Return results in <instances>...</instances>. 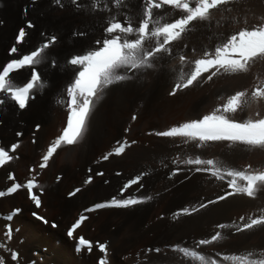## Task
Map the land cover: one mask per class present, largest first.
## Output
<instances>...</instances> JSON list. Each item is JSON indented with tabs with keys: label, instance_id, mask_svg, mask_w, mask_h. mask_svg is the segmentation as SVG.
<instances>
[{
	"label": "bare ground",
	"instance_id": "6f19581e",
	"mask_svg": "<svg viewBox=\"0 0 264 264\" xmlns=\"http://www.w3.org/2000/svg\"><path fill=\"white\" fill-rule=\"evenodd\" d=\"M78 4L80 7L72 0H62L63 6L55 0H0V65L45 43L48 36L57 37V42L46 50V58L36 65L46 86L34 91L33 99L24 109L10 99L0 104V145L14 156L0 167V188L13 183L23 185L34 178L38 181L34 194L41 200V206L36 209L23 187L12 196L0 197V213L13 206L21 207L13 218V226L19 231L13 232L11 240L5 241L0 230V241L8 249L18 251L19 258L13 261L10 251L4 249H0V257L6 264H26L31 260H35L34 264H95L100 252L96 247L90 253L85 249L76 251V235L106 242L108 264H193L173 250L177 244L195 248L220 264H231L223 260L225 255L264 256V227L236 231L249 216L260 214L264 208V191L256 198L236 194L217 200L232 191L228 186L230 178L217 179L210 172L195 170L206 166L183 162L200 156L216 160L226 168L243 170L251 165L253 170L264 169V150L240 144L230 146L228 142L197 147L196 142L185 143L184 138L156 135L209 114L228 95L243 90L250 92L255 84L264 81V59H258L246 73H222L211 81L206 80L208 74H205L199 83L170 95L182 67L179 56L198 58L204 49L211 50L219 39L233 31L260 23L264 0H237L228 6L230 10L225 7L213 10L210 21L194 22L192 31L173 44L172 55L162 53L154 68L142 70L133 79L107 89L94 107L83 139L74 145L62 144L48 165L40 168L43 155L65 124L67 107L60 101L67 99L65 89L73 73L67 61L72 55L97 46L95 41L104 36L103 28L110 15L137 17L141 0H126L125 7L111 11H92L91 0H78ZM165 11L171 15L167 6ZM29 20L34 27L26 28L19 53L10 55L17 30ZM79 32L85 35L75 34ZM183 67L189 70L188 65ZM30 71L25 68L14 75L23 82L29 78ZM257 111L264 114V100L238 112L235 118H255ZM132 114L136 115L135 120ZM125 141L130 145L121 155H110L103 160L117 142ZM14 143L19 147L13 153L10 146ZM141 173H147L140 181L143 187L132 185L121 197L125 182ZM10 174L14 180L9 179ZM89 177L91 182L86 183ZM74 187L80 191L67 198L66 194ZM39 189L43 190L42 194ZM130 195L152 199L128 208L91 211L74 238L66 236V227L81 209L91 203L108 202L113 196ZM209 200L217 202L200 207ZM184 208L191 214H183ZM32 210L43 214L48 223L44 225L32 218ZM53 220L58 223L56 229L50 226ZM218 224L229 227L219 229ZM217 231L222 233V240L197 247V241L210 239ZM156 248L161 252L148 251Z\"/></svg>",
	"mask_w": 264,
	"mask_h": 264
},
{
	"label": "snow or ice",
	"instance_id": "6c2138e0",
	"mask_svg": "<svg viewBox=\"0 0 264 264\" xmlns=\"http://www.w3.org/2000/svg\"><path fill=\"white\" fill-rule=\"evenodd\" d=\"M55 2L63 6L62 0H55ZM235 2L237 0H141L139 15L135 18L127 14L122 18L118 14L110 15L103 28L104 36L95 41L97 46L72 55L67 61L73 67L72 79L65 89L67 99L60 101L67 107L66 126L62 130V134L55 138L46 154L43 155L40 168L48 165L49 159L62 144L74 145L83 139L94 107L103 98L107 89L133 79V76L142 70L154 68L155 61L160 58L162 53L172 55L173 44L181 41L185 34L192 31L194 22H208L211 20L213 10H219L221 7L230 10L228 6ZM72 3L80 7L78 0H72ZM125 6L126 0H91L90 4L92 11H111L113 8L120 9ZM165 6L168 7L171 15L169 11H165ZM259 19L260 23L242 27L223 39H219L211 50L204 49L198 58L190 60L185 55H180L179 61L182 67L170 95H176L178 90L199 83L205 74H208L206 80L211 81L213 77L222 73H246L255 61L264 59V16ZM32 27L34 25L28 22L27 28ZM75 34L85 35L83 32ZM26 35L25 27H21L16 36V44L10 48V55L19 53L18 46L24 42ZM56 42L55 35L48 36L45 43L40 44L30 53L16 55L0 65V104H3L6 99H10L20 109H24L34 91L46 86L36 65L43 62L46 58V50ZM183 65H188L189 70L186 71ZM25 68L31 69L30 75L29 78L21 82L14 74ZM222 99L225 98L222 97ZM262 100H264V81L255 84L250 92L243 90L228 95L225 102L209 114L172 126L168 130L157 132L156 135L184 138L185 143L196 142L197 147H204L210 142H228L230 146L240 144L249 149L264 150V114L257 111L255 118L252 116L242 120L235 118L238 112H243L253 103ZM132 119L135 120L136 117L133 116ZM117 143L119 146L114 149V152L119 155L124 152L127 141L123 144ZM18 147V144H12L11 152L14 153ZM112 154L108 153L103 159L107 160ZM13 159L14 156L9 154V150L0 145V166ZM183 162L188 165L206 166L197 167L195 170L210 172L217 179L230 178L228 186L232 191L219 196L217 200H224L228 196L236 194L256 198L258 193L264 191V169L253 170L251 165L243 170L226 168L216 160L202 159L200 156L190 157ZM146 174L141 173L126 181L121 188L120 196L123 197L124 192L132 185L140 184L142 177ZM97 175H102V173H97ZM9 179L14 180V177L10 174ZM89 182H91V177L86 181V183ZM22 187L27 189L30 199L35 205L40 207L41 200L37 194L33 193V189L37 187L34 178L27 180L23 185L13 183L6 190H0V197L14 194ZM140 187L143 185L140 184ZM79 191L80 189L75 190V192ZM75 192L71 195H75ZM151 199V196L144 198L132 195L127 198L113 196L110 201L97 203L94 208L85 211L105 207L128 208ZM217 200H209L207 204H201L200 207H207L208 204H214ZM198 210L193 209V211ZM19 211L20 209H15L6 219L11 220ZM181 212L186 215L191 214L188 208L181 209ZM85 219L86 217L81 215L70 226L67 231L70 238H74V232ZM240 219L245 220V217ZM216 227L225 229L229 225L218 224ZM256 227H264V208L260 209L259 215L249 216L241 227L236 228V231L242 232ZM12 231L11 227L7 228L4 234L5 241L11 240ZM75 239L77 251L86 249L91 252L93 247H96L103 254V258L99 259L98 264H108L106 242L94 244L84 236ZM222 239V233L217 231L210 239L197 241V247ZM0 249L10 251L11 259L18 260V253L8 249L4 241H0ZM173 250L191 260L193 264H220L218 260L209 258L195 248L190 249L177 244L173 246ZM148 251L160 253L161 249H149ZM216 255L220 256V253ZM223 260L230 261L231 264H264V256L254 258L252 253L225 255ZM0 264H6L3 257H0Z\"/></svg>",
	"mask_w": 264,
	"mask_h": 264
},
{
	"label": "rangeland",
	"instance_id": "374dc122",
	"mask_svg": "<svg viewBox=\"0 0 264 264\" xmlns=\"http://www.w3.org/2000/svg\"><path fill=\"white\" fill-rule=\"evenodd\" d=\"M30 21V20H29ZM21 27H25V25L24 24H22V26ZM26 28V27H25ZM16 56V55H15ZM40 71V70H39ZM133 116H135V114H132L131 115V118L133 117ZM176 168H179V167H176ZM171 174H173V173H171ZM55 222H57L56 220H54ZM58 224V223H57ZM57 227H58V225H57ZM56 227V228H57ZM53 228V227H52ZM56 228H54V229H56Z\"/></svg>",
	"mask_w": 264,
	"mask_h": 264
},
{
	"label": "trees",
	"instance_id": "16d2710c",
	"mask_svg": "<svg viewBox=\"0 0 264 264\" xmlns=\"http://www.w3.org/2000/svg\"><path fill=\"white\" fill-rule=\"evenodd\" d=\"M53 222H55L54 220H53ZM56 223V222H55Z\"/></svg>",
	"mask_w": 264,
	"mask_h": 264
}]
</instances>
